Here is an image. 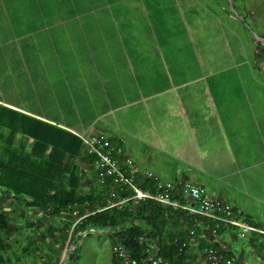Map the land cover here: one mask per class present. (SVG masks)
<instances>
[{"label": "rangeland", "instance_id": "obj_1", "mask_svg": "<svg viewBox=\"0 0 264 264\" xmlns=\"http://www.w3.org/2000/svg\"><path fill=\"white\" fill-rule=\"evenodd\" d=\"M126 61L144 74L186 78L189 91L214 93L226 117H233L232 109H241V118L243 110L255 109L264 132V0H0V96L24 92V74L27 80L42 70L54 77L64 69L67 75L83 63L92 74L95 65L107 66L112 77ZM242 161L233 163V182L243 184L238 179L248 163ZM1 202L2 214L7 203ZM72 241L67 258L78 242L77 264H112L107 234ZM225 241L236 264H264V237L231 234Z\"/></svg>", "mask_w": 264, "mask_h": 264}, {"label": "crops", "instance_id": "obj_2", "mask_svg": "<svg viewBox=\"0 0 264 264\" xmlns=\"http://www.w3.org/2000/svg\"><path fill=\"white\" fill-rule=\"evenodd\" d=\"M106 67L95 65L96 73L92 74L91 67L87 68L82 63L74 66L67 75L64 69H58L54 77L52 71L42 70L39 74L37 71L35 77L31 75L30 80L24 74L21 82L25 91L10 93L9 97L0 96V105L78 137L104 134L135 162L141 175L145 171H153L166 180L198 184L207 190L210 197L231 204L235 214L246 217L253 226L264 230V140L263 146L260 142L264 139V132L259 129L255 109L243 110L244 118L239 117L241 109H232L233 117H226L224 104L214 93L189 91L186 78L178 80L173 76L162 78L144 74L140 71L141 66L134 65L132 61L123 62L122 70L112 77L108 76L110 72ZM68 83L73 84L70 92ZM162 83L168 84L166 89H162ZM67 113L71 119L64 121L63 116ZM7 142L15 151L29 153L33 148L32 139L0 128L2 156L6 154ZM242 151L250 155L248 160L242 158ZM225 154L229 171L224 163ZM235 155L239 157L238 162ZM241 161H247L248 165L243 169V178H240V173L235 177L242 179L238 181H244L243 184L233 182L236 173L233 163ZM79 165L82 177L80 190L91 193L93 183L89 165L85 160H81ZM238 170L243 172L240 168ZM3 192L0 189V199ZM7 204L4 210L10 214L9 242L20 243L11 249L14 251V264H44L47 251L42 247L43 253L29 255L26 251L24 256L21 247L26 250L29 243L39 240L45 231V227L36 228L41 217L38 209L13 199ZM12 211L16 214L13 215ZM23 211L26 212L25 217ZM29 211L36 215L29 214ZM188 227L184 224L183 231ZM208 229L211 235L206 233ZM236 232L230 230L214 236L208 222L200 223L195 239L201 235L202 240L196 243L190 240V263L199 261L209 247L222 249L231 256L225 250V239L231 234L236 235ZM255 236L257 239L261 237L259 234ZM77 237L79 239L81 235ZM111 249L110 245L111 263L115 264Z\"/></svg>", "mask_w": 264, "mask_h": 264}, {"label": "trees", "instance_id": "obj_3", "mask_svg": "<svg viewBox=\"0 0 264 264\" xmlns=\"http://www.w3.org/2000/svg\"><path fill=\"white\" fill-rule=\"evenodd\" d=\"M0 128L14 135L22 133L33 140V148L29 153L10 149L7 142L5 156L0 155V189L4 190L5 203L13 199L38 209L41 217L37 220L36 228L45 227L39 240L37 238L30 242L26 250L21 246L23 256L26 251L29 255L41 254L42 247V250L47 251L44 264H59L69 239L75 240L82 232L90 234L103 231L112 244L116 241L124 244L138 264H151L148 262L152 256L150 246L159 249V264H192L189 248L180 252L181 244L175 241L176 237H180L182 243H190L189 232L194 227L191 218L183 211L164 209L153 201H130L109 207L112 202L131 197L133 192L126 184H115L112 178H108L104 185L98 184L96 161L84 155V144L80 137L2 105ZM81 160H85L90 168L93 183L91 193L80 190ZM135 184L144 190L151 187L150 181L141 177ZM112 193L115 198H112ZM4 205V213H0V264H14V251L11 249L20 243L9 242L10 214L4 210ZM76 211L79 217L87 213L91 215L82 219L72 231L79 218L74 216ZM22 215L25 217L26 212L23 211ZM184 224L189 225L186 231H183ZM209 224L212 229L213 224ZM230 230L235 229H223L219 234ZM255 235L252 233L249 237ZM235 236L240 239L238 233ZM78 253L76 242L74 251L69 254L68 264H77L80 260Z\"/></svg>", "mask_w": 264, "mask_h": 264}, {"label": "built area", "instance_id": "obj_4", "mask_svg": "<svg viewBox=\"0 0 264 264\" xmlns=\"http://www.w3.org/2000/svg\"><path fill=\"white\" fill-rule=\"evenodd\" d=\"M80 138L84 144V155L92 157L96 161L98 184L104 185L108 178H112L115 184H126L133 192L131 197L112 202L109 207L124 205L130 201H153L164 209L183 211L194 223V227L189 232L191 239L197 236V227L203 220L213 224L211 231L214 236H218L221 230L227 228L235 229L241 240L246 239L252 233L264 236V230L253 226L246 217L235 214L231 204L222 199L210 197L207 190L202 186L190 181L166 180L153 171H145L141 175L135 162L126 157L124 150L116 146L104 134L84 135ZM139 177L150 181V189L144 190L135 184ZM112 198H115L114 193H112ZM90 215L91 213H87L79 217V212L76 211L74 216L79 218L72 231L82 219ZM94 232L98 234L105 233L103 231ZM88 234L89 232L81 233L82 236ZM175 241L181 244L180 252H183L184 248L190 244L189 242L182 243L180 237H176ZM69 244L70 239L60 264L66 263ZM150 249L152 256L148 259V262L159 264L161 262L158 257L159 249L156 246H150ZM111 251L115 264H138L124 244L119 241L112 244ZM192 264H236V260L226 257L222 249L210 247L205 250L199 261Z\"/></svg>", "mask_w": 264, "mask_h": 264}, {"label": "water", "instance_id": "obj_5", "mask_svg": "<svg viewBox=\"0 0 264 264\" xmlns=\"http://www.w3.org/2000/svg\"><path fill=\"white\" fill-rule=\"evenodd\" d=\"M69 259H70V257L67 258L66 263H68ZM66 263H65V264H66Z\"/></svg>", "mask_w": 264, "mask_h": 264}, {"label": "bare ground", "instance_id": "obj_6", "mask_svg": "<svg viewBox=\"0 0 264 264\" xmlns=\"http://www.w3.org/2000/svg\"><path fill=\"white\" fill-rule=\"evenodd\" d=\"M62 264H65V262H63Z\"/></svg>", "mask_w": 264, "mask_h": 264}]
</instances>
